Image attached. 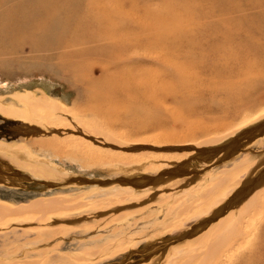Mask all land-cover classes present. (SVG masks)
Listing matches in <instances>:
<instances>
[{
	"label": "rangeland",
	"instance_id": "1",
	"mask_svg": "<svg viewBox=\"0 0 264 264\" xmlns=\"http://www.w3.org/2000/svg\"><path fill=\"white\" fill-rule=\"evenodd\" d=\"M90 2L100 3L105 8L100 11L89 9L87 6ZM78 5L72 8L69 5L68 9L71 10L67 12L65 8L61 9L58 19L67 20L68 28L61 33L58 23L51 37L56 38L61 33L67 39L77 38L79 47L76 49L85 52L83 61L91 60L97 78L102 74L104 65L113 66L115 61L112 60L130 49L128 60L120 61V69L138 70L143 67L150 69L148 72L158 69L157 75L169 77L174 65L191 63L195 66L203 63V67L198 65L191 73L197 74L204 86H217L212 90L202 89L199 103L202 108L211 97L220 101L215 103L214 110L211 108L213 112L208 113L214 123L238 121L264 108V0H80ZM111 10L116 15L109 16ZM118 12H124L128 17L124 18L122 14L118 16ZM110 22L116 27L114 31L109 29ZM179 23L181 28H185V33H172L170 28ZM163 24L166 26L163 27ZM141 26H146L147 30L139 29ZM173 36H176L174 43L170 42ZM109 37H113L119 47L112 48L108 43ZM36 56L29 53V49L19 57L0 55V157H5L12 168V171L6 172L32 179L25 181L14 176L0 177V203L21 207L36 200L55 197L62 200V209H55L46 215L0 219V264H147L145 260L149 256L158 260L168 250L161 263L176 264L185 256L193 254V251L183 253L187 247L191 249L190 245L195 249L200 238L197 236L187 242L190 237L183 238L185 231L195 226L200 218L213 215L218 205L230 198L238 186H224L209 200L206 199L208 203L197 201L203 206L209 204L202 213L183 220L182 214L178 212L190 200L193 201L200 191L206 190L205 180L211 181L209 184L214 183V179L220 177L223 171L246 160L250 152L264 151V135L201 175L195 172L158 187L144 190L121 186L49 189L35 181L62 182L69 176L100 179L155 176L168 168L176 158L170 159L159 154L156 159L146 154L147 157L142 155L137 162L124 161V158L113 160L110 157L118 152L125 153L130 147L138 145L117 136L86 138L82 131L61 124L49 125L48 132L45 130L47 133L31 131L29 125L33 118L26 116V109L30 105L57 103L65 107L68 114L80 118L87 127H93L102 120L99 116L83 113L88 104L84 96L86 81L70 78L69 71L55 60ZM159 56H162L161 60ZM86 66L80 70L81 77L91 65L88 63ZM167 102L169 107L175 108L176 103L171 98ZM164 117L167 127L161 131L179 135L186 132V124L181 119L167 115ZM104 127L107 129V126ZM126 130L120 128L117 131L122 133ZM159 132L144 131L132 139L151 137ZM197 134L198 138L204 136L201 131H197ZM57 135L67 140L60 146L40 144ZM114 140L128 145L115 146L112 144ZM171 145L178 144L160 147ZM82 148L97 150L96 157L107 160L106 163L103 159L104 162L81 155L79 149ZM138 154H134V157ZM250 164L236 181L243 183L247 180L255 166V163ZM0 167H3L1 162ZM263 171L264 167L258 168L251 179L264 176ZM197 178L205 179L192 184ZM168 189L173 190L168 193L171 196L161 203L138 207L143 199ZM171 202L174 204L170 211L175 215H167L166 207ZM229 209L234 211L235 206ZM262 212L252 220V228L264 224ZM248 213L240 217H246ZM180 238L183 240L179 241ZM250 240L252 246L257 242L254 236ZM172 246L175 248L172 249ZM252 246L248 244L240 248L238 254L241 259L235 256L226 264H248L247 258L254 252L250 250ZM255 247L256 262L252 264H264L262 230Z\"/></svg>",
	"mask_w": 264,
	"mask_h": 264
},
{
	"label": "bare ground",
	"instance_id": "2",
	"mask_svg": "<svg viewBox=\"0 0 264 264\" xmlns=\"http://www.w3.org/2000/svg\"><path fill=\"white\" fill-rule=\"evenodd\" d=\"M58 1L59 2H57V0H0V55L19 57L23 56L25 51L29 49V53L38 55L36 56L37 58L49 59L50 61L55 60L57 64L69 71L70 78L76 80L81 78L86 81L84 96L87 99L88 104L83 113L99 116L102 120L93 127H87L79 120L80 118L76 119L73 115L68 114L65 107L63 108L57 103L51 102L44 106L30 105L26 109V116L30 118V115L33 118L32 120L30 119L29 125L31 131L41 134L47 133L49 125L54 126L56 124H61L65 126H73V130L82 131L86 138L92 137L93 139L96 136H103L104 138H112L113 136L121 137L131 142L133 145L138 146H132L134 148L130 147L132 151H130L131 149L128 147L126 149H129V151H126L127 153L118 152L110 158H114L115 160L124 158V161L126 159L127 161L137 162L141 159L142 155L146 156V154H151V156H155L156 158L159 154H164L163 156L170 159L176 158V160L171 162L168 166L171 167L173 163H179L195 156L196 154H200L201 152H207L222 147L233 140L242 131L264 119L263 108L258 112L249 113L243 116L238 121L214 123L212 117L208 115V113L213 112L212 110H214L215 103L218 100L215 97H211L206 101L202 108L199 103L202 99L200 95L202 89L212 90L217 86H204L197 77V74L191 73L192 70L196 69V66L200 65L203 67V63L201 62L195 66L191 63L174 65L173 72H170L169 77L165 75H157L156 71L159 72L158 69H153L151 72H148L150 69L143 67L138 70L120 69V61L123 62L128 60L127 55L130 49H127L123 55L120 54L117 59L112 60L115 61L113 66L109 67L110 64L104 65L102 74L97 78L93 73L94 68L90 63L91 60L89 61L85 59V61H83L82 56L85 52L76 49L79 47V40L77 38L67 39L61 36V33L68 28L67 20L63 21L58 19V15L61 16V9L65 8V12H67V10H71L68 9L69 5H72L71 8L73 5L79 6L78 2H80V0ZM35 4H39V6ZM87 7L92 10L95 9L96 11L105 8L104 5H101L100 3L95 4L94 2L88 3ZM108 14L109 16L116 15L113 10L108 12ZM120 14L125 16L124 18L128 17V14H125L124 12L117 13L118 16ZM65 15H68V13ZM57 24L61 27V33L54 38L51 37V34L57 29ZM109 24H111L109 29L114 31L116 27L113 22H110ZM174 25L175 26L170 28L172 33H185L186 30L185 28L180 27V23ZM165 26L166 25L163 24V27ZM63 28L65 30H63ZM139 29L147 30L146 26H141ZM175 37L176 36L170 38V42L174 43L176 41ZM109 38L108 41L110 40V42L108 43L111 44L110 46L112 48L115 46L119 47V43L113 41V37ZM87 54L90 53L88 52ZM162 56H159L158 59L161 60ZM83 63L84 65L82 66ZM88 63L91 66L88 68L85 75L81 77L82 74H80V70L81 68L87 67L86 65ZM163 73L164 71L162 74ZM174 95L175 98H173ZM168 98H171L176 103L174 109L171 106L169 107L167 102ZM204 111L206 113L203 114ZM164 115L171 116L173 119H181L186 124V132L179 135L173 132L161 131L167 127V122L165 121L166 117H164ZM34 125H36V127ZM103 125L107 126V129H104L105 127ZM120 128H126L127 130L119 133L117 130ZM45 130H47V132ZM157 130H160V132L151 137L132 139V137L138 136L144 131ZM197 131H201V134L204 136L198 138ZM66 140V137H60V135H57L51 140L41 142L40 144L42 146L51 144H54L53 146H60L61 143ZM112 144H116L117 146H122L124 144L128 145V143L116 142L115 140ZM149 144L151 146H149ZM165 144L178 145H171V147L167 148L160 147V145ZM79 151L81 152V155L91 157L93 160L101 161L103 159H98V157H96L98 156V153L95 149L91 148L86 150L85 148H82L79 149ZM133 153L139 154L134 157L135 155ZM110 158H108V160ZM0 162L3 164V167H0V177L5 178L7 176H13L6 172L7 170L12 171V168L8 165L9 161L5 157H0ZM249 163H251L250 165L255 163V166L250 171L247 180L243 183L236 181L239 174L247 164L249 165ZM214 164L215 162L212 161L201 163L195 172L200 173L201 175V173L210 170ZM261 167H264V151L260 153L250 152L246 160L236 164L228 171H223L220 177L214 179V183L209 184L208 182L211 181L205 180L204 188L206 187V190L204 191L203 189L202 192L200 191V193L194 196L193 201L190 200V203L187 204V206L185 205L186 207H184L182 211L178 212L182 214L183 220L196 213H202L206 210V207L209 206L208 204L206 206L204 205V207L200 202L197 204V201L204 200L207 202L206 199L209 200L211 198L210 196L213 197V195L220 192L224 186L237 184L238 189L236 188L237 190L230 198H227V200L218 205L213 212V215L200 218L195 226L185 231L183 238L190 237L187 242L198 238L197 236H199L200 240L198 239L199 242L195 249H192V245H190L189 248L191 249H188L187 247V250L183 253L185 254L193 251V254L185 256V258L180 259L176 264H226L235 256L236 259L240 260L241 256L238 254L239 249L248 244L252 246V241L250 239L253 236L257 242L251 247L250 250L254 252L250 253L247 261L248 264L256 262L255 255L257 250L255 246H257L259 241L261 230L264 232V224L252 228V220L264 211V185L262 184L264 176L260 175L257 178L255 177L256 179H251V177L253 176L254 171ZM184 176L187 175H180L178 177ZM73 177L76 176H69L62 182L46 183L56 186V189L67 188L74 186L67 185L68 181ZM202 179L205 178H197L191 182L192 184H198V180ZM75 186L87 185L78 184ZM196 189L198 188L196 187ZM169 191L173 190L168 189L167 191H163V193H153L154 195L143 199V202L141 201L142 204L138 207L161 203L165 198L171 196V194H168ZM61 202V199L54 197L52 199L36 200L29 205L21 207H11L0 203V219L19 218L21 216L32 214L46 215V213L55 209H62L60 208ZM173 204L174 202H171L170 205H167V215L170 213L175 215V213H172L173 211H170ZM234 206V211H230L229 208ZM174 211L176 212V210ZM227 212L231 214L228 215L229 213ZM245 212H249L248 215L246 217H240V215ZM204 215L205 214L202 216ZM183 238H180L179 241L183 240ZM125 243L123 242V244ZM171 248L174 249L175 246H172ZM168 251L162 254V257L158 260H153V257L149 256L145 262H147V264H162L161 261L165 258L164 256Z\"/></svg>",
	"mask_w": 264,
	"mask_h": 264
},
{
	"label": "water",
	"instance_id": "3",
	"mask_svg": "<svg viewBox=\"0 0 264 264\" xmlns=\"http://www.w3.org/2000/svg\"><path fill=\"white\" fill-rule=\"evenodd\" d=\"M264 134V119L242 131L229 143L220 148L201 152L193 157H190L179 163H173L171 167L165 168L158 172L155 176H121L113 179L90 178L86 176H76L68 181L67 185H87L98 187L122 186L132 187L137 190H144L148 188L158 187L169 180H172L180 175H190L195 173L196 169L201 163L215 162L219 163L222 160L230 158L238 150L252 143ZM14 178L23 179L25 181H32L29 177L22 174L9 173ZM36 184L43 185L49 189H56L57 187L46 182L35 181Z\"/></svg>",
	"mask_w": 264,
	"mask_h": 264
}]
</instances>
